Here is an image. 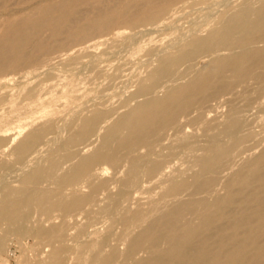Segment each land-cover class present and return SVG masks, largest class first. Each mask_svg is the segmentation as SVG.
I'll list each match as a JSON object with an SVG mask.
<instances>
[{
    "label": "bare ground",
    "instance_id": "1",
    "mask_svg": "<svg viewBox=\"0 0 264 264\" xmlns=\"http://www.w3.org/2000/svg\"><path fill=\"white\" fill-rule=\"evenodd\" d=\"M178 1L190 0H0V75L43 69L50 53L98 34H120L122 27L132 28L131 39L138 31L159 34L177 17L172 6ZM205 1L207 7L221 2ZM229 1L213 21L193 22L196 33L188 37L149 40L145 55L156 63L133 93L144 98L110 124L106 109L80 116L55 145L64 153L44 162L31 164L55 130L52 122L32 127L11 147L14 162L31 166L13 186L6 176L10 162L0 164V254L14 233L20 264H264V146L226 177L222 191L215 188L220 173L232 169L235 150L252 135L244 112L264 111V0ZM25 94L29 102L39 97L34 87ZM221 101L229 103L225 118L206 120ZM199 123L205 137L200 148L185 132ZM93 135L97 146L84 153ZM179 151L192 155L189 174L168 162ZM104 165L124 169L114 192ZM152 181L161 187L158 197L147 207L128 206ZM101 218L107 219L103 233L95 226Z\"/></svg>",
    "mask_w": 264,
    "mask_h": 264
},
{
    "label": "rangeland",
    "instance_id": "2",
    "mask_svg": "<svg viewBox=\"0 0 264 264\" xmlns=\"http://www.w3.org/2000/svg\"><path fill=\"white\" fill-rule=\"evenodd\" d=\"M212 1L218 3L217 0ZM238 1L239 0H230L228 4L237 3ZM191 2L192 1L190 0L187 3L184 1H178L175 3L172 7L173 9L178 10L176 14L177 17L171 26H168L159 34L154 33L152 35H141L138 33V31L133 36L134 38L131 39L129 34L131 33L132 28L122 27L119 28L122 30L120 34H113V32L98 34L89 37L84 42L82 41L83 43H71L66 45V47L63 49L50 53L47 57V61H45L46 68L44 67V70L40 68L30 73H25L24 70H19L18 72H9L0 75V136L6 138L2 143H0V164L3 160L10 162V172L8 170L6 174L8 183H11L13 186L20 185L19 181L23 173L30 169L31 165L22 169V165H20L18 162H14L13 156L11 155L10 157L9 154L11 147L28 130L36 125L46 122H52L55 127V130L47 133L45 139L42 141L43 143L39 145V152H37L38 155L34 153L35 158L31 164L38 160L44 162L53 153H55V155H61L64 153V151L56 150L55 145L70 134L71 124L76 122L80 116L89 114L94 109H106L109 110L106 124H110L120 113L124 112L128 107L144 98V96H134L133 93L136 91L139 79L144 77L147 72L155 66L156 63L153 55H145L147 51L146 48L151 43L149 40L156 41L160 40V38H163V40L169 38L170 40L173 39V42H176L174 41V38L182 33L184 37H188L190 34L196 33V31L192 29L195 21L197 23L200 21V26H203L206 22L211 20L213 21L215 15L218 14V12L221 11L225 5H227L223 4L225 0H221V2L219 1L220 3H218V5H215L213 2L214 4L207 7L205 0H196L195 2H200V4L197 6H200L201 8L194 6V9L193 6L189 5ZM219 5H221V7ZM191 7L192 9H189ZM204 7L208 9L205 10ZM212 9L216 10L213 11ZM204 13L207 15L203 16ZM196 15L198 18H196ZM190 16H194L195 18L193 17L189 20L188 18ZM199 18L200 20H198ZM186 20L188 22H186ZM175 24L178 25L175 26ZM208 26L210 25L208 24L202 32H205ZM114 30L116 29H113L112 31ZM183 35L180 36L183 37ZM129 41L131 44H128ZM84 44H91V46L87 48H80V45ZM98 44L100 46H98ZM125 44L129 46L126 45L124 47ZM57 66H59V69ZM25 78L26 80H24ZM31 87L36 89L37 95L39 96L33 102H29V100L25 97V93ZM162 91L163 90L160 89L158 90V93H162ZM99 93L100 97L98 96ZM92 95L93 97H91ZM20 104H25V107L20 106V109L17 110V106ZM214 106L215 107H213V110L209 111L210 113L208 112L206 120L213 123H218L225 118V113L229 108V103L221 101L218 105ZM28 107L32 108V112L30 114H26L23 111ZM244 116L247 120L245 131L251 132L252 135L245 142L244 146H241L235 150L232 169L220 173L221 175L218 180L219 183H217L215 186L217 191H222L223 181L235 168L238 167L242 161H244L247 157L258 153L264 146V111H260L254 107L248 111H245ZM249 122H251V124ZM58 125L60 126L59 129H57ZM4 128L8 129L6 131L1 130ZM187 128L189 129H186L185 132L196 138L200 148L201 145L205 143L202 125L199 123L187 126ZM18 131L19 134H17ZM102 132L103 128L100 130L99 134ZM16 134L17 136L15 139L7 143L8 137ZM91 139L94 140L93 144L84 153L91 152L97 146L99 140L98 135H93ZM199 148L195 150L196 153H200ZM244 148L249 149L242 151ZM191 160L192 155L189 153L186 154L182 151L174 153L168 158V162L172 169H176V171H184L185 174H189L193 170ZM68 163L69 162H65L63 164L64 167L61 170H64L66 167H68ZM104 166L107 168V170L105 169L103 176L109 179L110 190L114 192L119 186L118 180L123 176L124 169L120 170L108 165ZM3 172H5V170L0 168V173ZM43 184L44 186H52L48 183ZM2 185L3 183H0V189ZM160 190L161 187L157 185V182L152 181L151 183H146V185L143 186V191L138 195L139 198L132 197L128 200L127 204L131 208H135L138 205L147 207L149 199L157 198ZM183 196L186 197L187 195L184 194ZM106 225L107 219L101 218L97 221L95 226L99 233H103L105 231ZM120 229L121 227L119 224L115 225L114 230L116 232H118ZM90 237L91 236H86L85 239H89ZM26 241L27 243H31L32 239L28 238ZM5 244V249L7 250L0 254V264H20L21 249L19 247L17 235L14 233H9L5 238ZM118 246L122 250L125 247V243L119 241Z\"/></svg>",
    "mask_w": 264,
    "mask_h": 264
}]
</instances>
